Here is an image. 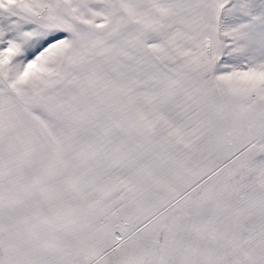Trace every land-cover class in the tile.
Here are the masks:
<instances>
[{"label":"snow or ice","instance_id":"1","mask_svg":"<svg viewBox=\"0 0 264 264\" xmlns=\"http://www.w3.org/2000/svg\"><path fill=\"white\" fill-rule=\"evenodd\" d=\"M0 264H264V0H0Z\"/></svg>","mask_w":264,"mask_h":264}]
</instances>
